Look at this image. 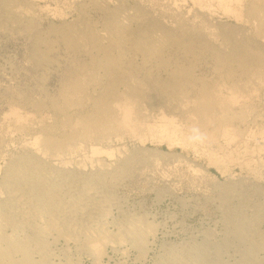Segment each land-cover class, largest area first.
<instances>
[{"label":"bare ground","instance_id":"obj_1","mask_svg":"<svg viewBox=\"0 0 264 264\" xmlns=\"http://www.w3.org/2000/svg\"><path fill=\"white\" fill-rule=\"evenodd\" d=\"M73 1L83 13L94 18L81 26L64 21L63 30H58L56 36L71 43L78 39L77 46L90 56L91 62L65 83L64 103L61 107L53 104L54 109L60 111L59 120L53 125L45 119L33 125L32 116L24 115L15 107L8 114L9 122L18 130H27L28 137L21 146L23 152L12 155L5 174L10 197L4 204L0 203V264H36L39 260L34 263V254L41 257L40 264L54 263L47 247L33 252L28 245L24 246L32 237L20 229L23 217L29 218L24 221L25 228L30 223L35 225V239L41 238L45 230L55 228L70 240L75 227L81 228L79 239L94 255L101 253L106 243L116 240H129L145 248L146 235L153 230V225L142 232L137 223L115 222L120 225V232L113 234L110 230V234L107 223L104 224L110 209L107 205V210L108 201L103 195L112 193L113 182L121 179L137 162L160 161L156 151L150 152L139 144L153 137L160 144L168 142L171 149L175 145L208 149L210 155L206 156L218 165L224 163L226 157H218L217 151L224 149L228 152L226 155L230 153L232 162L235 155L231 153L242 146L239 145L243 136L241 125L255 112L252 102L256 104L254 100L264 96V63L252 60L236 47L246 34L264 50V0H260L262 6L255 10L246 0H189L191 9L207 19H218L215 17L218 12L236 18L238 31L223 40L203 28L190 34L193 22L185 14L182 20L145 14L133 4L130 6L131 0ZM179 1L183 0L172 3L179 5ZM0 4H4L7 15L14 19H33L46 7L40 0L16 4L0 0ZM245 6L250 7L249 10ZM237 40V45H232ZM167 53L176 57L186 55L190 59L204 53L216 55L221 74L209 84L188 79L180 68L179 59L163 64ZM157 72L165 73L167 79L152 80ZM258 133L264 141V126ZM125 140L135 147L130 153ZM255 147L260 152L252 153L253 147L249 152H263L264 145ZM3 148L6 146L0 145V153ZM4 210H9V214ZM14 211L20 214L17 219L12 217ZM8 227L12 229L9 235ZM66 228L71 231H64ZM21 254V261H17L15 256Z\"/></svg>","mask_w":264,"mask_h":264},{"label":"rangeland","instance_id":"obj_2","mask_svg":"<svg viewBox=\"0 0 264 264\" xmlns=\"http://www.w3.org/2000/svg\"><path fill=\"white\" fill-rule=\"evenodd\" d=\"M9 1L15 4L24 2ZM67 1L40 0V4L48 7H45L46 14L42 11L33 19L11 18L7 15L4 4H0V145L6 146L3 148L4 152L2 149L0 153L2 204L10 197L5 186L8 165L13 154L23 152L21 146L28 137L27 130H18L9 122L8 114L15 107L24 115H31L33 125H38L42 119L53 125L59 120L57 116L60 114L53 104L61 107L64 103L62 91L65 83L91 62L90 56L77 46L78 39H73L71 43L56 36L58 30H63L64 23L81 26L94 18V15L83 13L77 2ZM246 1L253 10L262 6L260 0ZM172 2L174 0H131L129 4L144 13L149 12L171 20H182L185 14L193 22L188 31L190 34L203 28L218 40H223L231 38L238 31L239 22L233 16L218 12L215 16L218 19H207L191 9L192 3L189 0L179 1V5ZM246 8L249 10L250 7ZM237 43L238 40L236 43L232 42V45L236 46ZM238 45L236 47H240L252 60L264 63V50L260 49L251 35L241 36ZM210 55L198 54L190 59L186 55L176 57L167 53L162 62L166 65L179 59L186 78L209 84L215 82L222 71L217 56ZM139 79L144 81L141 77ZM155 79L163 82L167 75L157 72L152 80ZM151 93L150 101L153 102L154 93ZM259 98L254 100L258 101L256 104L252 102L256 116L253 113L248 123L241 125L242 138L245 137L240 141L250 139L248 144L240 142L239 145L243 148L239 146V151L231 153L237 157L244 151L242 154L247 159L241 154L231 162L230 153L227 156L228 152L223 149L217 151L218 157L225 156L224 163L228 161L226 164L220 162L216 165L210 161L208 149L195 150L192 146L184 148L181 145H175L171 149L168 142L160 144L153 137L144 144H139V147L144 146L150 152L156 151L160 155V161L137 162L121 179L113 182L112 193L103 195L108 201L106 206L110 209L107 206L108 214L103 222L107 223V231L111 230L113 234L120 232V225L116 223H137L142 232L148 225L154 226L146 235L145 248L129 240L109 241L110 244L106 243L108 245L105 244V248L97 256L80 241L81 228H73L75 232L70 240L55 228L45 230V235L35 239V225L30 223L25 228L24 221L29 218L23 217V222L19 223L20 229L23 228L32 237L31 242L24 246L28 245L33 252L47 247L53 264H264V149L255 154L260 152L258 147L264 145L258 133L264 126V96ZM236 110L240 111V107L236 106ZM248 127L254 130L249 132ZM249 136L252 138H248ZM257 138L259 142L256 143ZM125 143L128 146L127 152L130 153L135 147L129 140H125ZM244 145L249 151L252 147L255 148L251 152L255 151L256 156L253 152L247 153ZM236 152L240 154L237 155ZM242 160H246L245 163ZM4 211L9 214V210ZM19 215L18 211H14L12 217L17 219ZM30 220L33 221L32 218ZM66 230L71 231L68 228L64 231ZM11 232L12 229L8 227L7 235ZM22 256L23 254L16 255L15 259L21 261ZM33 260L34 263L39 260L36 264H40L41 257L34 254Z\"/></svg>","mask_w":264,"mask_h":264}]
</instances>
